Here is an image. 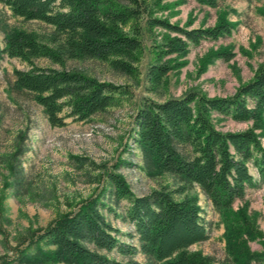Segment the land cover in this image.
Returning <instances> with one entry per match:
<instances>
[{
    "label": "trees",
    "instance_id": "trees-1",
    "mask_svg": "<svg viewBox=\"0 0 264 264\" xmlns=\"http://www.w3.org/2000/svg\"><path fill=\"white\" fill-rule=\"evenodd\" d=\"M165 1L0 0L12 16L50 27L43 35L15 28L5 33L0 59L5 55L27 66L12 71V86L31 94L51 127L64 125L67 118L87 121L127 92L98 81L83 69H67L66 62L95 60L137 80L133 65L142 56L140 38L145 32L151 41V58L144 75L146 90L155 93L165 89L167 74L184 65L178 59L189 46L229 36L234 28L224 15H218L208 28L170 24L158 18L170 6ZM193 1L214 6V0ZM231 58L226 47L209 50L200 59L198 72L215 59L227 63ZM38 59L58 69L39 67L34 63ZM213 114L215 121L228 119L250 127L221 132L213 124ZM132 126V143L140 152L145 174L150 178L166 175L169 185L147 195H133L117 173L119 167L130 163L118 159L110 168H102L104 184L98 193L59 214L43 229L28 231L14 257L2 255L0 264H214L199 252L188 250L208 238L198 193L216 213L222 228L225 261L215 264L264 263V235L243 201L247 189L264 185V148L260 144L264 138V65L230 96L208 98L187 91L181 97L160 101L143 99ZM15 144L10 153L1 156L0 166L8 172L3 185L16 194L23 182L19 164L23 149ZM248 166L255 170L256 179ZM2 200L1 196L0 211ZM105 200L127 203L121 218L131 225V233L125 236L134 238L135 245L119 240L120 232L103 215L110 211ZM236 202L240 206L233 208ZM249 242H257L261 250L250 251ZM137 253L143 256V263L134 259Z\"/></svg>",
    "mask_w": 264,
    "mask_h": 264
},
{
    "label": "rangeland",
    "instance_id": "rangeland-1",
    "mask_svg": "<svg viewBox=\"0 0 264 264\" xmlns=\"http://www.w3.org/2000/svg\"><path fill=\"white\" fill-rule=\"evenodd\" d=\"M166 0L170 5L158 18L179 27L208 28L213 26L218 15L234 23L230 35L216 41H201L197 46H189L186 54L179 58L184 65L177 72L167 74L165 89L148 92L144 81L147 64L151 58L148 53L151 43L143 32L142 56L133 66L137 70V80L114 72L105 63L95 60L82 62L67 61L65 67L83 69L98 81L120 86L127 93L116 96L113 105L104 112L92 116L84 122L65 119L64 125L51 127L41 108L36 105L31 94L19 91L12 86L13 70H25L27 66L15 58L5 55L0 59V158L10 153L15 143L23 149L19 156L22 186L15 194L12 188L3 185L7 170L0 166L1 202L0 256L14 257L28 231L43 229L59 214L73 209L80 201L98 193L104 184L102 168H110L118 159L130 163L117 170L135 196L147 195L151 190L167 187L168 176L150 178L143 169L140 152L132 143V117L143 99L160 101L167 97H181L187 91H196L208 98L226 97L236 88L251 79L259 66L264 65V0H214V6L200 5L193 0ZM188 23V25H187ZM144 21L140 26L143 27ZM20 29L43 35L50 27L36 21H23L10 14L0 4V49L4 45V35L9 29ZM155 33H159L155 30ZM226 47L232 58L226 63L213 60L206 69L198 72L199 61L209 50ZM168 56L164 59H170ZM34 63L39 67L58 69L44 59ZM137 81V82H135ZM215 128L221 132H240L250 126L235 123L228 119L215 121ZM258 133V131H254ZM264 148V138H260ZM72 157L80 158L77 162ZM249 174L256 179V172L248 166ZM243 201L247 212L255 218L257 229L264 235V185L245 191ZM110 211H104L105 219L117 229L123 243L135 245V239L125 236L131 233V225L122 220L125 201L117 204L105 200ZM201 217L208 227V238L204 242L188 248L189 252H199L210 258L214 264L225 261L222 228L216 213L198 193ZM240 206L239 202L233 208ZM250 251L259 252L257 242L248 243ZM114 256V255H113ZM134 259L143 263L144 258L135 254ZM14 264V263H12ZM264 264V263H263Z\"/></svg>",
    "mask_w": 264,
    "mask_h": 264
}]
</instances>
